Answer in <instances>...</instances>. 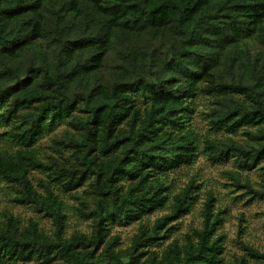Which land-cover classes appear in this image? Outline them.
Listing matches in <instances>:
<instances>
[{"label": "trees", "instance_id": "obj_1", "mask_svg": "<svg viewBox=\"0 0 264 264\" xmlns=\"http://www.w3.org/2000/svg\"><path fill=\"white\" fill-rule=\"evenodd\" d=\"M54 2L0 0V71L8 80L0 90V129L5 128V134L21 145L13 152L0 149V185L6 181L17 186L22 191L18 199L33 203L56 225L51 236L35 221L20 228L12 214L0 216V263L38 258L42 264H225L222 235L217 233L221 211L215 208L213 196L204 204L199 229L160 252L148 247L164 236L161 229L169 220L187 211L192 185L177 196L171 215L154 226L141 223L125 249L119 246L118 236L110 235L108 224L143 220L153 208L166 204L169 189L158 175L192 163L200 150L190 123L199 91L211 94L220 105L212 121L217 128L235 131L261 125L248 133V144H233L243 167L252 169L260 163L264 88L215 83L208 71L211 60L198 48L242 29L254 28L264 36V0ZM119 32L128 37L168 34L173 42L165 58L151 64L158 67L153 77L145 73L146 55L138 58L135 52L131 63L117 68L107 83L87 84ZM50 36L57 42L52 62L31 66L28 73L11 63L32 39ZM73 81L83 86L73 90ZM202 81H206L204 87H200ZM136 93L146 101L144 107L138 105ZM66 120L70 129L54 140L58 156L51 155L43 163L32 146L45 127L52 130ZM227 154V149L220 151V157ZM43 166L49 170L48 178L64 191H73L90 178L85 194L91 202L81 201L78 206L93 221L90 235L64 236L61 200L48 181L41 180L43 193L29 178L33 168ZM249 188L250 199L264 196V186ZM242 246L246 255L236 257L234 264H264V253L245 243Z\"/></svg>", "mask_w": 264, "mask_h": 264}, {"label": "rangeland", "instance_id": "obj_2", "mask_svg": "<svg viewBox=\"0 0 264 264\" xmlns=\"http://www.w3.org/2000/svg\"><path fill=\"white\" fill-rule=\"evenodd\" d=\"M54 1L47 0L48 3H55ZM214 39L216 41L213 43L201 45L198 49L204 57L210 58L208 71L215 83L257 85L259 88H264V36L261 31L254 28L242 29L235 34L220 35ZM172 42L173 37L168 34L156 36L137 33L128 37L122 32L116 33L107 45L108 49L103 56L101 66L92 70L87 84L107 83L113 78V72L120 70L117 68L126 67L131 63L130 60L135 57V52L139 53L138 58L146 55L145 73L148 77H153V72L157 71L158 67L151 64L165 58L164 52L170 49ZM56 48L57 42L52 40V36L32 39L11 63L28 73L31 66L37 68L41 63L52 62ZM157 48L159 51H154ZM89 60L91 58H88L86 63ZM7 81L5 74L0 71V90L7 87ZM205 84L206 81H202L200 87H204ZM81 86L83 85L76 81L71 83L73 90ZM135 95L138 105L144 107L146 101L139 93ZM238 98L244 100L242 96ZM218 108L220 105L211 94L199 91L192 104L190 123L198 137L200 150L192 163L183 164L158 175L169 189V199L166 204L153 208L143 216V220L109 222L110 235L119 237V246L122 249L131 245L141 223L154 226L157 220L171 215L177 196H182L192 185L186 203L187 211L169 220L161 229V235L164 236L150 242L148 247L160 252L173 240L183 239L186 234L199 229L203 222L204 204L209 196H213L215 208L221 211L217 233L222 235L225 264H234L236 257L246 255L242 243L264 253V196H254L250 199L253 194L249 188L250 185L253 190L263 189L264 156L255 168L246 169L242 166L240 152L233 145L248 144V133L255 132L261 125L256 127L246 125L235 131L217 128L212 121L214 111ZM66 129H70L68 120L55 124L52 130L49 127L44 128L39 139L32 146L38 159L43 163H48L51 155L58 156V148L54 140ZM4 131L5 128L0 129V149L13 152L20 148L21 145L12 141ZM207 140L213 147L207 144ZM226 149L228 154L220 157V151ZM63 152L68 155L67 150ZM48 174L49 170L44 166L33 168L29 178L33 186L43 193L41 180L48 181L61 200L65 215L64 236L70 238L78 233L90 235L93 232V221L78 210L81 201L91 202V197L85 194L89 189L90 178L77 189L64 191L58 183L48 178ZM21 194L22 191L14 184L6 181L1 183L0 216L5 213L12 214L19 220L20 228H26L30 221H35L41 231L53 236L56 230L53 218L33 203L18 199ZM40 262L38 258L27 263L4 259L0 264H42Z\"/></svg>", "mask_w": 264, "mask_h": 264}]
</instances>
